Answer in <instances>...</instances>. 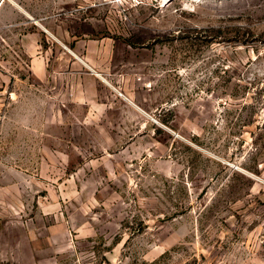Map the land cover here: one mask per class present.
<instances>
[{
	"label": "rangeland",
	"instance_id": "1",
	"mask_svg": "<svg viewBox=\"0 0 264 264\" xmlns=\"http://www.w3.org/2000/svg\"><path fill=\"white\" fill-rule=\"evenodd\" d=\"M0 264H264V0H0Z\"/></svg>",
	"mask_w": 264,
	"mask_h": 264
}]
</instances>
